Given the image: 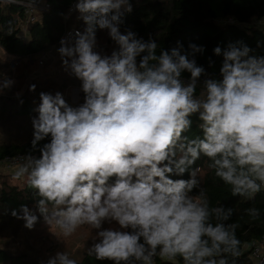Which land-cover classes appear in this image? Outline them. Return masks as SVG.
Instances as JSON below:
<instances>
[{
	"label": "clouds",
	"instance_id": "clouds-1",
	"mask_svg": "<svg viewBox=\"0 0 264 264\" xmlns=\"http://www.w3.org/2000/svg\"><path fill=\"white\" fill-rule=\"evenodd\" d=\"M4 2L36 11L37 0ZM71 10L84 28L61 38L57 52L84 100L73 107L59 91L39 93L31 150L14 174L34 190L35 209L21 204L11 216L29 230L42 217L65 237L87 225L95 230L87 254L97 261L238 264L234 208L210 206L196 162L207 158L233 197L253 200L264 190V56L241 41L216 46L223 59L213 78L195 59L202 45L185 50L177 41L157 54L156 40L122 33L130 0H75ZM98 30L116 45L110 55L96 50ZM14 84L0 79V95ZM194 115L202 135H189ZM46 264L77 261L62 251Z\"/></svg>",
	"mask_w": 264,
	"mask_h": 264
},
{
	"label": "trees",
	"instance_id": "trees-1",
	"mask_svg": "<svg viewBox=\"0 0 264 264\" xmlns=\"http://www.w3.org/2000/svg\"><path fill=\"white\" fill-rule=\"evenodd\" d=\"M73 1L75 0H48L51 3V9L29 26L28 37L22 35L17 27L16 16L21 12V7L0 3V47L6 53L21 58L15 69L24 60H28V57L32 56L35 60L46 52L50 56L52 54L48 62H53L54 56L59 55L57 49L60 47V40L65 30L70 27L83 30L84 24L77 19L76 11L67 15ZM130 3L133 11L125 14L124 22L120 26L122 33L131 30L145 41L149 38L156 40L157 54L161 49L170 50L175 47L177 41L184 46L185 50L190 43L202 45L205 47V52L197 54L195 59L198 65H202L213 78H219L223 59L222 56H216L213 53L216 46H220L223 50L229 43L241 41L254 50L253 54L264 56V30L251 24L254 19L264 18V0H130ZM228 17L234 18V22H224V19ZM96 35V50L102 55H110V47L115 44L109 38L107 31L98 30ZM258 42L260 47H257ZM8 69L13 70L9 62L0 61V73L8 75L10 73ZM188 76V73H184L185 79ZM48 79L31 83L36 86L35 91L38 92H34L33 96L29 90L17 99L10 98L6 94L0 95V122L4 123L14 117L28 122L31 126L28 138L23 141L0 140V161L6 156L27 154L31 150L32 118L38 115L34 109L38 106L36 102H40L39 93L49 92L58 85V82ZM64 80L67 81L68 78ZM75 81L81 85V81ZM65 86L66 84H61L60 90H64ZM82 96L84 100L83 93ZM192 120L193 127L189 135H202L197 128L199 123L197 116L194 115ZM33 154L39 156L40 153L35 151ZM196 164L202 169L199 179L210 206L223 204L226 208H234V215L229 222L238 225L236 235L242 241L243 254L238 264H256L249 244L261 239L264 235V190L253 200L233 197L231 186L224 184L215 176L214 170L207 167V158L201 157ZM173 178L187 179L188 175ZM22 183L0 176V264H41L44 259L40 254L17 250L13 248V245L8 247V238L4 236L2 226L17 220L8 210L18 209L21 204L35 209L36 198L32 195L34 190L27 186L26 180ZM192 195H199V189H194ZM249 208L259 209V218L253 219L249 216L246 211ZM4 237L6 242L3 240ZM73 259L77 261V264H112L110 261H97L87 252L79 259ZM155 264H172V262L157 257ZM176 264H183V261L177 258Z\"/></svg>",
	"mask_w": 264,
	"mask_h": 264
},
{
	"label": "rangeland",
	"instance_id": "rangeland-1",
	"mask_svg": "<svg viewBox=\"0 0 264 264\" xmlns=\"http://www.w3.org/2000/svg\"><path fill=\"white\" fill-rule=\"evenodd\" d=\"M22 35H24L23 32ZM103 46H105V44H103ZM115 47L116 45H112L110 51L112 52ZM43 56L44 54L32 61L24 60L17 69H8L10 71L8 75L3 74V76H0V79L10 78L15 81L14 86L10 90H6L4 94L10 96V98L17 99L16 93H20V96L28 93L29 86L32 82L49 78L48 80L58 82L55 89L49 92L53 94L56 91L61 92L64 99L73 107L83 103L81 85H78L77 81H75L78 80L77 78L61 67L59 55L54 56V59H52L53 62H48L52 54L51 56L46 55L44 57V64L39 65L38 62ZM8 60V53L0 47V61L9 62ZM65 78H68V80L65 81ZM61 84H66L64 90H60ZM34 92L38 93L36 91H31L30 94L33 96ZM39 103L40 102H36L38 105ZM30 128L31 126L28 122L12 117L4 123L0 122V140L17 139L23 141L28 138L31 132ZM18 167L19 166H8L7 164L0 163V176L7 177L11 181L21 184L26 180L24 177L19 179L14 178V174ZM2 227L4 228L5 234L3 235L8 238V247L13 245V248L17 250H26L30 253L40 254L44 257L43 260H48L56 252L62 251L67 252L71 258L79 259L87 252V248L90 247L93 242L92 239L95 238V230H92L87 225L78 228L72 235L65 237L54 224L52 226L46 224L42 217L32 230L27 229L22 220L11 221ZM104 227L116 228L118 225L115 223L112 225L106 223ZM3 240L5 241V237Z\"/></svg>",
	"mask_w": 264,
	"mask_h": 264
},
{
	"label": "built area",
	"instance_id": "built-area-1",
	"mask_svg": "<svg viewBox=\"0 0 264 264\" xmlns=\"http://www.w3.org/2000/svg\"><path fill=\"white\" fill-rule=\"evenodd\" d=\"M0 3L3 5H8L4 2V0H0ZM75 3V1L72 2L70 8L72 7V5ZM17 5L19 7H21V12L16 16L17 21H18V29L20 31V33H24L27 32L29 26L33 23H35L40 16L45 13L48 12L51 9V3L48 2V0H37V3L35 4V8L36 11L33 9H29V8H25L20 4H14ZM69 8V12L67 15H70L71 13L75 12V10H71L70 11ZM224 22H228V23H233L234 22V18L232 17H228L224 19ZM252 25L260 28V29H264V18L261 19H254L251 23ZM75 29H79L78 27H70L67 28L64 32V35L62 38L67 37L69 32H72ZM46 55H49V53H44L43 58H41L39 60V65H43L44 64V57ZM9 57V64L10 67L15 70L16 66L19 64V62L21 61L20 57L14 56V55H10L8 54ZM28 60H33L32 56L28 57ZM187 80V79H185ZM202 82H203V78L201 79V86H202ZM24 154H17L14 156H6L3 160L0 161V163H4L5 165L7 164L8 166H19L21 161V157ZM249 249L251 250V255L253 257V259L255 260L256 264H261L262 261H264V235L261 239L259 240H254L252 242H250L249 244ZM156 260V258H155ZM47 260H43L41 262V264H46Z\"/></svg>",
	"mask_w": 264,
	"mask_h": 264
},
{
	"label": "crops",
	"instance_id": "crops-1",
	"mask_svg": "<svg viewBox=\"0 0 264 264\" xmlns=\"http://www.w3.org/2000/svg\"><path fill=\"white\" fill-rule=\"evenodd\" d=\"M24 36L28 37V32H24ZM197 91L199 92V87H198Z\"/></svg>",
	"mask_w": 264,
	"mask_h": 264
}]
</instances>
